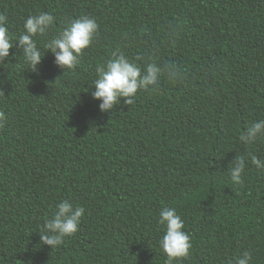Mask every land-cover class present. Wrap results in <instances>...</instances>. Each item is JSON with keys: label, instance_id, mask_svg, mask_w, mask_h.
<instances>
[{"label": "trees", "instance_id": "1", "mask_svg": "<svg viewBox=\"0 0 264 264\" xmlns=\"http://www.w3.org/2000/svg\"><path fill=\"white\" fill-rule=\"evenodd\" d=\"M41 13L54 24L34 37L32 72L17 43ZM0 15L16 37L0 64V264H168L165 208L192 244L173 264H264V169L251 160L264 164V139L240 140L264 121V0H0ZM81 17L98 34L63 72L46 45ZM117 49L165 79L103 113L92 93ZM64 202L85 213L52 249L41 229Z\"/></svg>", "mask_w": 264, "mask_h": 264}, {"label": "clouds", "instance_id": "2", "mask_svg": "<svg viewBox=\"0 0 264 264\" xmlns=\"http://www.w3.org/2000/svg\"><path fill=\"white\" fill-rule=\"evenodd\" d=\"M6 23L7 17L0 15V64H4V61L9 58L10 50L14 47L11 41L16 39L9 34L4 26ZM53 24L54 17L44 13L32 16L25 23L27 34H21L17 44L23 50V57L30 64L32 72L37 71V66L44 59V55L42 56L38 50L37 43L34 42V37H44ZM98 30L99 25L94 20L81 17L79 20L72 21L68 30L47 43L46 50L55 56L56 66L63 72L65 69L75 70L80 63L78 57L83 56L85 50L92 46ZM135 60H144V66L141 67L140 64L130 61L123 52L117 49L111 54L106 66L98 69L99 79L95 82V91L92 96L95 100L102 101L101 112L114 111L121 99L126 102L125 106L130 107L135 103L134 98L139 91L147 92L150 89H156L161 80L165 79L162 69L154 59L137 56ZM5 120L4 113L0 112V129L4 128L3 121ZM258 138L264 139V121L253 124L240 137V140L243 143L254 144ZM251 160L256 167L264 169V164L256 156H252ZM228 168L232 181L242 186L241 177L246 168L245 158L237 156ZM84 213L83 207L73 209L68 202L60 204L54 218L47 220L45 227L41 229V244L52 249L61 246L65 238L72 237L79 231ZM159 223L166 225L167 228L160 247L168 257V264L187 258L192 244L190 237L182 231L185 225L181 217L175 210L165 208L160 213ZM251 259L249 253H244L243 258H238L236 264H250Z\"/></svg>", "mask_w": 264, "mask_h": 264}]
</instances>
